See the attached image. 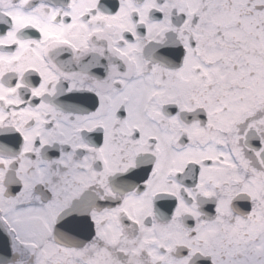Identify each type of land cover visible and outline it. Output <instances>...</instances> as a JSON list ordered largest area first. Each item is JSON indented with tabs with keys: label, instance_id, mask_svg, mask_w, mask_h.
<instances>
[{
	"label": "snow or ice",
	"instance_id": "1",
	"mask_svg": "<svg viewBox=\"0 0 264 264\" xmlns=\"http://www.w3.org/2000/svg\"><path fill=\"white\" fill-rule=\"evenodd\" d=\"M0 264H264V0H0Z\"/></svg>",
	"mask_w": 264,
	"mask_h": 264
}]
</instances>
